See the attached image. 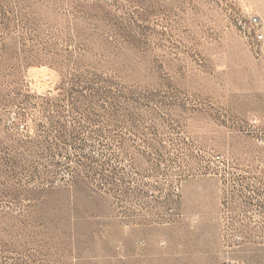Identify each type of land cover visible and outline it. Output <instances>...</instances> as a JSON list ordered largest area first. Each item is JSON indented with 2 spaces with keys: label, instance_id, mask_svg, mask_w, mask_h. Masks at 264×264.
Masks as SVG:
<instances>
[{
  "label": "rangeland",
  "instance_id": "374dc122",
  "mask_svg": "<svg viewBox=\"0 0 264 264\" xmlns=\"http://www.w3.org/2000/svg\"><path fill=\"white\" fill-rule=\"evenodd\" d=\"M0 264H264V0H0Z\"/></svg>",
  "mask_w": 264,
  "mask_h": 264
},
{
  "label": "built area",
  "instance_id": "2783aa9c",
  "mask_svg": "<svg viewBox=\"0 0 264 264\" xmlns=\"http://www.w3.org/2000/svg\"><path fill=\"white\" fill-rule=\"evenodd\" d=\"M250 23L253 24L254 26H257L259 22H258L257 18H252L250 20ZM255 39H256V41L259 42V41L262 40V36L261 35H256Z\"/></svg>",
  "mask_w": 264,
  "mask_h": 264
}]
</instances>
